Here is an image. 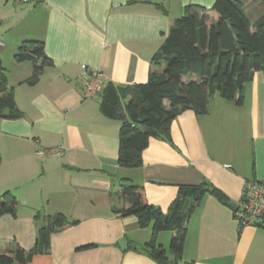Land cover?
<instances>
[{
    "label": "crops",
    "instance_id": "obj_1",
    "mask_svg": "<svg viewBox=\"0 0 264 264\" xmlns=\"http://www.w3.org/2000/svg\"><path fill=\"white\" fill-rule=\"evenodd\" d=\"M236 1L252 25L264 16V0ZM214 2L29 0L17 13L5 6L14 13L0 25V60L21 115L0 117V194L10 191L19 202L16 216H0V250L35 245L37 212L78 221L50 235L48 253L16 264H159L144 245L154 239L166 249L171 231L154 233L113 211L125 177L164 212L179 185L206 182L225 195L227 202L206 192L192 212L182 264H264V222L240 227L230 205H239L247 180L264 178L263 71L244 84L242 104L214 94L206 113L182 111L170 140L151 136L137 168L117 162L120 120L102 114L99 96H84L90 76L123 86L147 82L156 69L151 57L184 7ZM25 41L43 42L53 61L34 85L26 83L33 63L15 59Z\"/></svg>",
    "mask_w": 264,
    "mask_h": 264
},
{
    "label": "trees",
    "instance_id": "obj_2",
    "mask_svg": "<svg viewBox=\"0 0 264 264\" xmlns=\"http://www.w3.org/2000/svg\"><path fill=\"white\" fill-rule=\"evenodd\" d=\"M15 59L33 63V73L26 81L29 85L36 84L43 69L53 64L41 41L23 42ZM151 62L156 69L147 82L123 86L107 81L99 94L102 114L121 122L117 162L124 168L143 164L142 154L151 138L146 129L170 140L172 121L185 109L206 113L214 94L243 103L244 84L252 80L255 71L264 72V16L252 25L236 0H215L210 8L186 5ZM20 115L0 60V117ZM120 186L114 212L135 216L141 228L152 226L154 233L172 232V258L154 239L144 245L159 264H182L187 222L206 192L227 202L220 190L206 182L179 185L176 198L164 212L147 201L142 185L125 177ZM18 205L10 191L0 194V216H16ZM35 218L42 222L35 245L29 250L18 244L0 250V264L26 263L36 254L48 253L50 235L78 223L62 213L42 216L37 212Z\"/></svg>",
    "mask_w": 264,
    "mask_h": 264
},
{
    "label": "built area",
    "instance_id": "obj_3",
    "mask_svg": "<svg viewBox=\"0 0 264 264\" xmlns=\"http://www.w3.org/2000/svg\"><path fill=\"white\" fill-rule=\"evenodd\" d=\"M29 0H15L22 3ZM4 41L0 39V47ZM103 88V82L95 76L84 80V96L97 97ZM235 217L240 227L257 226L264 222V178L250 179L245 182L242 200L237 206Z\"/></svg>",
    "mask_w": 264,
    "mask_h": 264
},
{
    "label": "rangeland",
    "instance_id": "obj_4",
    "mask_svg": "<svg viewBox=\"0 0 264 264\" xmlns=\"http://www.w3.org/2000/svg\"><path fill=\"white\" fill-rule=\"evenodd\" d=\"M5 6L11 7L13 10L16 11V13L20 9V7H21V5L18 4V3H16L15 0H0V25H2L1 28L5 24V20H6V17L5 16L6 15H10L11 18H13V13H14V12L11 13L8 10H6L7 8H5ZM1 28H0V30H2ZM8 62H9V60L6 58L5 59V64H4L5 67H7V66L9 67L10 63H8ZM170 233H171L170 235L172 237V232H170ZM170 240H171V238H170ZM169 245H170V243H167V245H165L168 253L171 252Z\"/></svg>",
    "mask_w": 264,
    "mask_h": 264
},
{
    "label": "water",
    "instance_id": "obj_5",
    "mask_svg": "<svg viewBox=\"0 0 264 264\" xmlns=\"http://www.w3.org/2000/svg\"><path fill=\"white\" fill-rule=\"evenodd\" d=\"M145 132L147 134H149L150 136H155L156 135V131L155 130H150V129H146ZM231 206H233L236 210L237 206H234L232 203L230 204ZM119 245L122 249H125L126 248V239L125 238H122L120 241H119Z\"/></svg>",
    "mask_w": 264,
    "mask_h": 264
}]
</instances>
